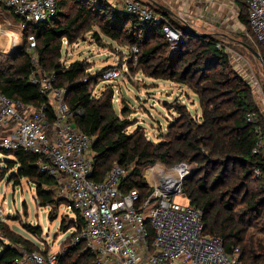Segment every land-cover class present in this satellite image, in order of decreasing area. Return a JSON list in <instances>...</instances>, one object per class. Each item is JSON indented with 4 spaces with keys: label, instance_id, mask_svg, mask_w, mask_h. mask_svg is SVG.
Instances as JSON below:
<instances>
[{
    "label": "trees",
    "instance_id": "16d2710c",
    "mask_svg": "<svg viewBox=\"0 0 264 264\" xmlns=\"http://www.w3.org/2000/svg\"><path fill=\"white\" fill-rule=\"evenodd\" d=\"M56 4V16L41 23L11 12L21 20L23 45L9 55V65L0 66V92L37 110L47 105L52 123L55 112L50 99L41 85L31 83V75L43 70L48 76H56L54 87L65 90L75 126L93 140V179L103 181L118 166L125 171L121 188L125 192L137 189L141 203L153 192L143 176L146 168L157 163L168 168L193 164L183 190L191 204L203 212L205 234L220 238L229 255L238 249L241 264H264V156L253 153L259 140L257 131L264 132V122L252 83L233 63L231 52L236 50L231 43L219 35L192 34L185 29V22L150 4L156 14L164 16V23L183 34L180 49L172 53L163 33L164 23L141 22L108 0H56ZM239 8L240 22L252 41L244 46L259 51L264 63V47L250 30L246 6L240 3ZM89 34L91 43L100 48L112 47L113 43L126 48L130 71L186 88L196 97L200 113L193 114L177 97L165 103L178 116L158 141H152L140 126L129 132L133 123L127 109L121 115L116 111L115 88L109 85L100 97L93 92L92 84L103 79L109 68L90 73L85 59L65 63V46L88 41ZM30 48L37 56L36 63ZM78 110L82 115H77ZM249 114L257 116L256 122L248 121ZM4 153L13 155L5 161L8 170L4 171L16 170L12 178L17 184L22 179L34 184L42 206H72L57 195L54 180L40 171L36 155L24 150ZM74 211L76 217L67 230L75 227V231L69 237L70 245L58 255L59 264H96L84 243H74L84 224ZM25 227L36 237L42 235L41 227ZM0 234L6 241L1 243L0 264H14L21 256L20 249L49 254L4 222H0Z\"/></svg>",
    "mask_w": 264,
    "mask_h": 264
},
{
    "label": "built area",
    "instance_id": "2783aa9c",
    "mask_svg": "<svg viewBox=\"0 0 264 264\" xmlns=\"http://www.w3.org/2000/svg\"><path fill=\"white\" fill-rule=\"evenodd\" d=\"M235 1L246 6L250 30L264 47V0ZM0 8L35 23L50 20L57 13L56 0H0ZM124 9L141 22H165L140 0H126ZM163 33L171 52H177L183 34L166 23ZM133 51L139 50L134 47ZM29 53L36 63L31 48ZM119 74L118 69H110L103 79L112 80ZM55 79L43 70L31 75V83L41 85L50 99L55 112L52 123L47 105L37 110L0 92V152L24 150L37 156L40 171L54 180L57 195L69 200L84 222L74 243H84L96 264H241L238 249L229 255L220 238L205 234L203 212L191 204L183 190V181L190 173L187 163L172 168L157 163L146 169L143 176L153 192L144 203L137 189L125 192L121 188L125 171L118 166L103 181H95L93 140L75 126L66 92L54 87ZM251 83L259 85L256 76ZM260 114L264 122V98ZM247 119L254 123L257 116L249 114ZM257 132L259 140L253 153L264 156V132ZM256 174H260L258 169ZM2 214L0 208V217ZM20 252L14 264H59V253Z\"/></svg>",
    "mask_w": 264,
    "mask_h": 264
},
{
    "label": "rangeland",
    "instance_id": "374dc122",
    "mask_svg": "<svg viewBox=\"0 0 264 264\" xmlns=\"http://www.w3.org/2000/svg\"><path fill=\"white\" fill-rule=\"evenodd\" d=\"M108 1L121 9L124 7L126 0ZM142 1L149 5L152 4L147 2V0ZM194 1L195 3L191 2L185 8L191 10L193 5V7H198L199 10L203 11L205 6L209 7L208 12L207 10L203 12L209 16L206 21L211 20V25L215 32L221 33L219 36L226 39L225 43H231L230 45L236 50V53L231 52L233 63L237 66L236 69L251 82L253 77L256 76L259 85L253 86V89L256 99L261 105L264 98L263 68L260 61L244 46L245 42L252 44V41L248 36L247 28L241 24L239 19V1ZM193 9L195 11L196 8ZM186 24L198 32L199 29L191 23L187 22ZM184 27L188 29L186 26ZM22 29V23L19 18L15 17L7 9L3 8L0 10V66L9 65L11 62L9 55L23 45ZM14 35L17 39H10ZM87 37L88 41L80 42L69 48L65 46L63 51L65 63L69 64L78 59H85L88 62L90 73L106 68L119 70L120 74L118 77L112 80L100 79L92 84V88L97 97L102 96L104 91H108L110 89L108 88L109 85L115 88L114 105L116 111L121 115V111L127 109L129 111L128 118L133 123L129 132L135 131L140 126L144 128L152 141H158L161 134L166 131L168 124L178 116L174 111L167 109L165 103H172L177 97H180L181 101L189 105L193 114L200 113L196 110L198 108L196 97L186 88L152 80L140 73L130 71L127 63L130 53L126 48H121L115 43L112 44V47L100 48L91 43L90 34ZM106 42L111 43L109 41ZM11 159H13L12 154L7 155L4 152H0V169H2L0 170V208L3 210L0 222L8 224L14 232L33 241L40 250L48 253L64 252L71 243L69 237L75 231V227L67 229L73 224L72 219L76 217V212L68 204H63L58 208L42 206L37 198L34 184L26 179H22L17 184L16 180L12 178V174L16 170L4 171L7 169L5 161ZM188 165L190 166L188 176H190L194 170V165ZM178 202L183 205L186 204V201L181 199H178ZM25 225L41 227L42 235L36 237ZM3 241L5 240L0 234V252Z\"/></svg>",
    "mask_w": 264,
    "mask_h": 264
},
{
    "label": "crops",
    "instance_id": "0c3cea01",
    "mask_svg": "<svg viewBox=\"0 0 264 264\" xmlns=\"http://www.w3.org/2000/svg\"><path fill=\"white\" fill-rule=\"evenodd\" d=\"M147 2L155 4L157 6L161 5L167 9H169L170 10L169 14L172 18H174L177 21L191 23L194 27L199 29L198 32L200 35L201 34H203V35L204 34H213V35H220L221 34V33L215 32V29L211 25L212 24L211 20L206 21L209 18V16L207 13L205 15L203 12H205L206 10L208 12L209 7L205 6L203 8V11H201V9L199 10L198 7H193V5L191 6V10H187L185 8L191 2L195 3L194 0H147ZM193 8H196L195 11ZM1 9H3V8H0V10ZM239 10H240V8H239ZM69 47H73V46H69ZM166 83H171V82H166ZM171 84L176 85L174 83H171ZM177 86L180 87L179 85H177Z\"/></svg>",
    "mask_w": 264,
    "mask_h": 264
},
{
    "label": "water",
    "instance_id": "95a60500",
    "mask_svg": "<svg viewBox=\"0 0 264 264\" xmlns=\"http://www.w3.org/2000/svg\"><path fill=\"white\" fill-rule=\"evenodd\" d=\"M158 7H160V8H162V9H164V10L170 12L169 9H167V8L161 6V5H158ZM186 26H187V28H188V31H190V33L192 32V34L200 35V34H198L197 30H195V29H193L192 27L188 26V24H186ZM204 35H207V34H204ZM246 48L250 51V53H251L255 58H257V59L260 61L261 65H262V68H263V73H264V63H263V61H262V59H261V55H260L259 51H257L256 49H254V48H252V47H249V46H246Z\"/></svg>",
    "mask_w": 264,
    "mask_h": 264
},
{
    "label": "bare ground",
    "instance_id": "6f19581e",
    "mask_svg": "<svg viewBox=\"0 0 264 264\" xmlns=\"http://www.w3.org/2000/svg\"><path fill=\"white\" fill-rule=\"evenodd\" d=\"M16 38V36L14 35V36H12V37H10V39H15Z\"/></svg>",
    "mask_w": 264,
    "mask_h": 264
}]
</instances>
